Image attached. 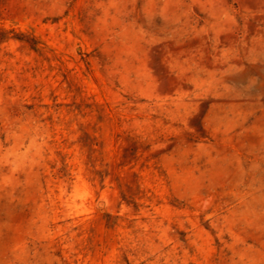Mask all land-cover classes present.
I'll list each match as a JSON object with an SVG mask.
<instances>
[{"label": "rangeland", "instance_id": "obj_1", "mask_svg": "<svg viewBox=\"0 0 264 264\" xmlns=\"http://www.w3.org/2000/svg\"><path fill=\"white\" fill-rule=\"evenodd\" d=\"M0 264H264V0H0Z\"/></svg>", "mask_w": 264, "mask_h": 264}]
</instances>
